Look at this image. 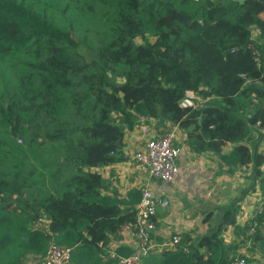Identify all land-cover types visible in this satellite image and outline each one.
Here are the masks:
<instances>
[{
  "label": "trees",
  "instance_id": "16d2710c",
  "mask_svg": "<svg viewBox=\"0 0 264 264\" xmlns=\"http://www.w3.org/2000/svg\"><path fill=\"white\" fill-rule=\"evenodd\" d=\"M185 90L203 103L181 107ZM152 122L229 172L250 168L263 204L239 225L235 198L140 264H264V0H0V264L50 241L71 264H114L102 257L140 191L119 197L96 168L124 161L125 132Z\"/></svg>",
  "mask_w": 264,
  "mask_h": 264
},
{
  "label": "built area",
  "instance_id": "2783aa9c",
  "mask_svg": "<svg viewBox=\"0 0 264 264\" xmlns=\"http://www.w3.org/2000/svg\"><path fill=\"white\" fill-rule=\"evenodd\" d=\"M199 100L202 101L195 92L185 90L184 97L180 101V106L195 107L198 105L197 102ZM138 128L143 137L142 140L130 151H127L123 147L124 154H128L131 157L136 171L147 173L151 179H154L161 185L174 182L179 176L178 158L183 150L175 133L177 126H171L169 129L159 131L157 129L151 130L147 124L140 123ZM262 170L264 173V164L262 165ZM257 191L260 190L256 189L255 192L258 193V203L255 212L261 211L263 204L261 192ZM168 204V199L161 198L156 193L154 186L147 183L143 184L140 187V196L134 204V221L125 223L117 232L118 236H125V246L129 252L127 254L123 253L121 251L122 248H120L122 246L113 241L116 235L112 237L106 247V254L102 257V260H112L114 264H140L145 257L149 256L150 248L156 246L152 242V236L157 231L156 220L154 218L157 207H167ZM237 222L239 221L237 220ZM255 226L256 221H253L246 234H252ZM179 238L178 234H174L168 241H163L161 246L173 247L179 241ZM37 264H71V248L50 241L44 255ZM233 264H245V260L243 257H237L234 259Z\"/></svg>",
  "mask_w": 264,
  "mask_h": 264
},
{
  "label": "crops",
  "instance_id": "0c3cea01",
  "mask_svg": "<svg viewBox=\"0 0 264 264\" xmlns=\"http://www.w3.org/2000/svg\"><path fill=\"white\" fill-rule=\"evenodd\" d=\"M165 125V127L174 126L169 123H166ZM156 127L159 131H163L165 129L164 126ZM176 132L180 136H182L181 139L179 138L178 140L182 145L183 150L182 154L178 158L179 176L174 182L166 185H161L154 179H148L146 173L136 171L133 168V165L129 164L130 157L128 154H125L126 159L124 161L107 165L105 167L96 168V170L100 172L104 178L110 181L111 187L115 188V190L119 194V197L125 198L129 191L135 190L138 188V186L141 187L143 184L147 183L154 186L156 193L162 198L169 199L170 205H172V202H174L173 213L177 212L181 214H198L199 216L196 217V221L201 222L202 217L204 216L201 215L203 212H205L204 214H206L209 211H215L214 209H217V207L221 205V198L228 187L227 182H229L228 188H231L232 181H230V178L225 176L228 174L227 168L226 166H224V164H222L220 159L218 160L219 163L223 165V171L218 175L214 170H210V174L208 176L205 164H208L209 160H205L202 156H209L211 154L206 152L201 154L193 153L192 151H190V149L187 148L186 144L184 143V133L179 128L176 129ZM139 140L140 135H138V126L133 130L126 131L124 137L125 149L129 151L138 143L137 141ZM211 167H213L212 164ZM204 177H207L209 179L213 178V180L216 181L215 184L211 185L208 189H204V193H202L200 191L199 185H202V183H204ZM105 193L109 194V192L107 191ZM214 194L218 199H216L215 197L214 199L212 198ZM213 200L217 202L211 204L210 201ZM165 211H159L155 219L157 231L152 236V242L156 245L153 248L155 249L156 253H158L159 250L163 248L161 246V243H163V240L165 239L169 231V222L171 221L170 224H174V221L176 220L175 215H172L170 217L167 215V213H165ZM189 222H193V219H189ZM190 223H188V226L190 225ZM237 224H239V222H237ZM200 228L203 229L204 227ZM200 228H198L195 232H192L191 230H188V232H191L192 236H194V234H201L205 232L206 227L204 228L203 232H201ZM171 229L173 230V228ZM226 232L227 236L224 237L225 242L234 240V234L230 232L229 229H226ZM175 233L179 234L181 232ZM113 241L118 245L127 248L125 246V236L117 235L115 238H113ZM26 264L30 263L27 262Z\"/></svg>",
  "mask_w": 264,
  "mask_h": 264
},
{
  "label": "rangeland",
  "instance_id": "374dc122",
  "mask_svg": "<svg viewBox=\"0 0 264 264\" xmlns=\"http://www.w3.org/2000/svg\"><path fill=\"white\" fill-rule=\"evenodd\" d=\"M197 103L198 104H202L203 101L199 100ZM153 124L154 123L152 122V125H150V124H147V125L150 127L151 130L157 129L155 124L154 125ZM169 128H170V126L165 127V129H169ZM175 133H176L177 138L181 139L182 136H180L177 132H175ZM138 135H140V140L137 141L139 143L142 140V138H143L141 136V134H140L139 128H138ZM262 142H264V140ZM262 146H263L262 150L264 151V143H263ZM133 147L130 150H132ZM229 149H230V145L228 144L225 148H223V151L226 152V151H229ZM202 157L205 160H209L208 164H205L206 168H207L206 171H207V175L208 176L210 174V170H214L215 173H217L218 175L223 171V168H222L223 165L219 163V160H218L219 158L217 156L211 154L209 156L204 155ZM129 164L133 165L131 157H130V160H129ZM211 164L213 165V167H211ZM133 168H134V165H133ZM64 170H65V175H68L71 172H73V168L70 167V166H67V167L64 166ZM227 173L228 174L225 175V176L230 178V181H232L231 182V188H228L229 187V182H227L228 187H227L226 192L223 194V196L221 198V205L220 206L228 205L230 203V201H232L233 199L243 196L242 199L240 200V203H239L240 204V212L241 213L239 215H237V220L239 221L240 225H244L245 223L248 222V219L250 218V216L255 212V208H256L257 203H258V201H257V199H258V195L257 194L258 193H255L256 191L254 193L248 192L249 187H250L251 182H252V177H251V174H250V168L235 167L233 169V171H231V172H229L227 170ZM146 175H147V173H146ZM149 178L150 177L148 176V179ZM203 179H205L204 183H202V185H199L200 186V191L202 193H204V189H208L211 185L215 184V181H216V180H213V178L209 179L207 177L206 178L204 177ZM137 190L138 191L140 190L139 186H138ZM257 192H260V191H257ZM215 196L216 195L214 194L212 198L214 199ZM215 198L218 199L217 197H215ZM165 199H167V198H165ZM168 201H169V199H168ZM214 202L216 203L217 201H215V200L210 201L211 204L214 203ZM173 208H174V202H172V205H170V201H169V204H168L167 207L158 206L157 210H156V214H155V217H154L155 219H156V216H157L159 211H165V210H166L165 213H167L168 216L171 217L172 215H175V217H176V220L174 221L175 222L174 224H170L171 221L169 222V224H168L169 231H168L167 236L165 237V239L163 241H168V239H170V237L172 235H174L175 232H181L182 233V231L188 232V230H191L192 232H195L200 227H204L205 228V227H207L208 222L211 221L210 219H208V221L206 222L207 213L204 214L205 212H203L201 214V215H204L202 217L201 222H197L196 221V217L199 216L198 214H186V213H182L181 214V213H177V212L173 213ZM214 210H215V213L218 212L217 209H214ZM212 217H214V215ZM212 217H211V219H213ZM189 219H193V222L190 223ZM188 223H190L189 226H188ZM37 227L38 228H43L44 227L43 222L42 221L38 222L37 223ZM170 227L173 228V230ZM204 228L203 229L200 228L201 232L204 231ZM186 229H187V231H186ZM227 229H229V231L233 233L232 227L229 226ZM226 233H227L226 231L223 233V237L227 236ZM234 238H235V236H234ZM155 239H156V237H155ZM235 239H237V241H239L241 239V237L238 236V238H235ZM229 242H231V241H229ZM247 246H248V244H246V246L241 247L240 248V252H243V253H246V254H251L249 252V249H248ZM156 254L157 253L155 252V249L150 248V250H149V258H151L153 255L155 256ZM41 258L42 257L37 259V258H35L33 256H29V257H27L25 259L24 264H26L27 262L30 263V264H32L33 262H34L33 264H37L41 260Z\"/></svg>",
  "mask_w": 264,
  "mask_h": 264
}]
</instances>
